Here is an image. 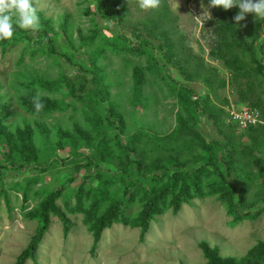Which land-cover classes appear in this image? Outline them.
<instances>
[{
	"label": "trees",
	"instance_id": "1",
	"mask_svg": "<svg viewBox=\"0 0 264 264\" xmlns=\"http://www.w3.org/2000/svg\"><path fill=\"white\" fill-rule=\"evenodd\" d=\"M92 1L93 9L88 6L84 11L97 14L104 21L119 24L127 15L120 0ZM237 12V7L228 10L211 7L209 19L212 36L209 56L221 63L227 78L220 77L216 67L205 64L180 37H175L166 0H160L156 9H149L147 18L140 22L144 37L133 33L138 38L137 45L122 33L102 36L95 25L89 34H80L78 45L74 46L67 21L59 24L66 46L74 49V54L85 51L82 62L73 61L66 51L59 53L55 39L50 37L52 28L40 14L44 22L38 30H20L14 26L13 38L0 41L3 53L10 44L29 40L32 48L27 52L32 57L39 54L54 59L59 55L79 71L75 77L60 72L53 80L22 82L18 89L21 108L40 120L53 112L80 110L88 125L81 129L75 123L71 131H59L54 145L36 147L29 124L11 130L5 123L7 115L0 93V149L7 166L25 168L39 164L44 155L47 154V159L53 158L59 148L68 147L72 170L69 179L72 181L79 170L88 169L90 175L89 182L82 181L66 194L62 185L38 193L40 200L27 213L37 221L36 230L14 264L35 261L51 215L60 220L66 236L71 227L67 213L82 214L83 224L92 236L90 252L94 254L103 230L113 224L138 229L142 242L156 217L167 211L176 214L194 199L214 196L225 207L232 225L254 220L264 213V124L248 126L237 133L236 124L226 122L224 105L228 100L221 99L218 93L225 87L230 88L236 95L234 103L255 109L264 123V33L260 35L264 19L248 13L244 20L235 22ZM155 40L159 44L154 45ZM148 46L156 48V52L162 51L165 61H160ZM113 55L145 57V65H130L129 102L133 109L144 112L152 103L145 89L152 87L153 82L159 88L162 84L168 87L176 109V125L170 132L156 134L139 127L122 137L124 117L111 99L106 64L101 63ZM168 63L176 68L182 81L168 83L171 78L164 69ZM194 81L202 82L203 93L192 87ZM61 88L66 89L70 102L37 94L39 89L55 93ZM34 96L44 105L40 112L33 107ZM201 117L211 120L223 140L204 139L197 130ZM231 175L239 178L241 185L236 187ZM260 179V190L248 199L251 187ZM36 181L29 178L15 188L22 191L24 201ZM70 198L74 199L73 206L68 202ZM58 199L64 201L66 210L57 204ZM259 201L262 207L253 210ZM133 207L135 211L131 210ZM199 247L205 258L203 264H264V240L241 257L220 256L218 248L206 242H200Z\"/></svg>",
	"mask_w": 264,
	"mask_h": 264
},
{
	"label": "rangeland",
	"instance_id": "2",
	"mask_svg": "<svg viewBox=\"0 0 264 264\" xmlns=\"http://www.w3.org/2000/svg\"><path fill=\"white\" fill-rule=\"evenodd\" d=\"M32 2L41 19L49 22L52 28L50 37L55 39L59 53L66 51L73 61L80 62L85 60V51L80 50L74 54V49L66 46L59 24L67 21L74 46L78 45L80 34L82 36L89 34L95 25L98 26L102 36L122 33L132 44L137 45L138 38L133 33L144 37L140 22L149 14V9H140L138 0H120L127 15L121 23L114 24L104 21L97 14H87L84 11L88 6L93 9L92 0H32ZM166 2L171 12L170 22L175 37H180L181 42L195 55L202 57L205 64L216 67L220 77L227 78L228 73L221 63L209 56L212 36L209 27L211 7L208 6V0H166ZM43 20H40L41 24ZM263 33L264 27H261L260 35ZM153 44H159V40H155ZM148 47L156 53L160 61H165L162 51L156 52V48ZM31 48L32 44L27 40L10 44L3 53L0 49V93L3 95L7 115L5 123L11 130L29 124L33 129L34 145L39 148H49L57 141L59 131H71L75 123L81 129L88 127L81 111L71 109L57 111L40 120L20 107L18 89L24 81L53 80L60 72L75 77L79 71L59 55H55L54 59L39 54L32 57L27 52ZM21 56H23L22 63H20ZM101 63L106 64V81L110 84L111 99L124 117L125 127L122 137L131 134L139 127L156 134H166L174 128L176 125L174 99L165 84L161 85V90L154 82L152 87H146V94L152 97V103L144 112L133 109L129 102L130 65L133 63L145 65L144 56L113 55L108 61L102 60ZM164 69L171 78L168 79V83L172 85L173 81H182L174 66L168 63ZM191 85L199 93L205 91V86L200 81H194ZM66 93L64 88L55 93L43 89L37 92L40 96L63 98L70 102L71 98ZM218 93L221 99L228 100L224 105L225 109L230 104L241 106L234 103L236 95L230 88L225 87ZM75 107L79 106L75 105ZM197 130L206 141L224 138L206 117L199 119ZM242 130L236 128L237 133ZM243 139L246 141L245 137ZM2 150L0 149L2 192L0 264H14L16 257L27 246L36 230L37 221L27 213L34 209L40 200L38 193L43 189H54L62 185L66 194L82 181L89 182L90 175L88 169L79 170L77 175H73L72 181L69 179L72 170L69 165L68 147L59 148L53 158L47 159L46 154L39 164L25 168L7 166ZM29 178L37 181L31 184L28 199L24 201L22 191L15 188L23 185ZM230 179L236 187L242 183L235 176L231 175ZM261 182L262 179L251 187L248 199L253 192L260 190ZM68 202L71 206L74 205L73 198ZM57 204L66 210L62 199H58ZM260 207L262 202L259 201L253 210ZM131 210L135 211L136 207ZM67 215L71 222L68 235L63 234L60 220L51 215L48 230L38 247L35 261L27 260L25 264H203L205 258L199 247L200 242H206L210 247H217L220 256L241 257L258 241L264 240V213L254 220H245L232 225L231 217L226 214L225 207L214 196L194 199L190 204H184L176 214L167 211L156 217L142 242L139 241L138 229L113 224L103 230L94 254L90 252L92 236L83 224L82 214L67 213Z\"/></svg>",
	"mask_w": 264,
	"mask_h": 264
},
{
	"label": "clouds",
	"instance_id": "3",
	"mask_svg": "<svg viewBox=\"0 0 264 264\" xmlns=\"http://www.w3.org/2000/svg\"><path fill=\"white\" fill-rule=\"evenodd\" d=\"M160 0H138L140 9H156ZM209 7H220L228 10L237 7L238 12L234 16L235 22L245 19L246 14L264 19V0H208ZM14 26L20 30L36 31L40 27V17L32 0H0V41H8L13 38ZM32 104L36 112L44 107L38 96L32 98Z\"/></svg>",
	"mask_w": 264,
	"mask_h": 264
},
{
	"label": "built area",
	"instance_id": "4",
	"mask_svg": "<svg viewBox=\"0 0 264 264\" xmlns=\"http://www.w3.org/2000/svg\"><path fill=\"white\" fill-rule=\"evenodd\" d=\"M225 111L227 112L226 122H233L236 124V128L245 129L248 126L264 124L258 112L245 105L235 106L230 104Z\"/></svg>",
	"mask_w": 264,
	"mask_h": 264
}]
</instances>
